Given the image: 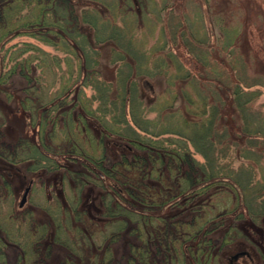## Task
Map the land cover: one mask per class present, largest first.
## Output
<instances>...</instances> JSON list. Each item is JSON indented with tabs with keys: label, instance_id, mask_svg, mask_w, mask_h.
I'll return each mask as SVG.
<instances>
[{
	"label": "trees",
	"instance_id": "obj_1",
	"mask_svg": "<svg viewBox=\"0 0 264 264\" xmlns=\"http://www.w3.org/2000/svg\"><path fill=\"white\" fill-rule=\"evenodd\" d=\"M196 8L201 12L199 4ZM109 9L115 7L111 1L106 3L105 0L2 1L0 50H3L7 43L2 42L6 37L27 34L44 44L60 48L65 54H52L31 41H17L5 47L4 57L10 48L12 51H9L6 60L7 68L4 67L0 71V92L16 70L26 79L27 83L22 89L24 93L18 104L36 131H33L35 136L19 135L6 139L3 131L5 118L0 110V160L8 165V176L12 171L10 164L25 162L33 170H52L66 166L65 191H70L71 194L64 193L66 204L63 205L62 219L60 206L55 207L57 216H52L53 239L67 246L71 254L79 257L81 264L91 258L92 264H108L109 242L126 229L138 231V235L147 232L156 235L162 233V237H166L165 250L173 249L170 264H180L177 261L178 255L188 252L190 247L193 249V245L197 251L200 249V253H204L200 259L199 251L197 252L194 264H209L210 259L216 255L213 256L203 245L211 244V238L207 237V234L223 225L220 217L224 212L210 214L204 221L197 222L190 220L191 218L174 219L175 213L167 214L159 212V209L155 214L148 206H162L172 200L175 203L176 195L202 191L208 185L216 184L218 187L227 185L232 189L235 204L227 209L226 213L235 211L238 204L242 203L252 217L259 219L264 216V116L260 117L259 112L252 107L254 99L262 94L264 73L256 70L252 71L253 73L247 72L250 64L239 52L236 38L239 26L231 20L226 22L224 16L217 17L215 22L219 21L222 48L226 56L213 60L206 58L208 47L201 46L203 37L193 29V21L190 20L186 8H182L179 13L181 23L178 22L177 35L180 37L179 43L200 62L202 75L190 73L172 52H162L163 56L166 55L165 58L160 57V54L152 57V64L147 66L150 51L145 53L131 45L133 32L130 38L126 36L123 28L113 22L108 14ZM226 13L235 20L236 11L228 9ZM169 18L172 19L171 16ZM102 44L111 45L114 61L129 60V63L124 62L121 67H117L116 75L112 79L101 78L97 68L99 60L96 56L99 55V47ZM165 60L174 64L177 69L167 80L179 79L180 88L188 84L195 94V99L186 92L181 95L187 117H183L179 125L162 123L158 114L148 118L145 115L148 110L143 107L144 102L138 92L141 87L139 80L142 77L143 81L144 78L149 80L147 78L153 77V69L164 67ZM59 61L67 65L68 77L72 76L73 69H76L71 83L81 77V85L91 86L94 95L90 99L84 97L80 87V91L74 93L70 78L64 79L63 74L54 76L55 73L46 81L42 78L48 65L54 64L57 68ZM31 65L40 70L30 75ZM57 77L59 85L50 90ZM4 94L8 98L12 97L13 92L6 89ZM92 100L99 104L92 106ZM224 106L231 108V116L235 122L220 127L217 126V121L221 115L220 109H225ZM126 130L130 132L127 133ZM138 131L147 135V138L141 136ZM164 133L174 134L175 137L191 142L194 149L204 158L203 162L196 163L185 153L186 150L181 151L185 144L183 140L174 139L180 145L179 150L174 148L167 151L166 147L162 148L159 136ZM59 135L61 138L58 140ZM113 135L120 139L125 138L117 140L123 142L124 150H117L118 157L107 163L102 155L95 157L93 147H106ZM167 139L173 143L172 138ZM82 143H87L89 149L83 147ZM58 156H63L68 161L62 163ZM166 156L168 170L173 162L181 170V163L188 158L191 160L192 171L196 169L199 172L195 171L193 174L190 168L181 170L173 181L168 179L166 190L158 195L161 196L160 199L152 200L148 197L149 186L146 182H143V179L129 178L125 170L153 175L152 167L148 168L146 173L148 159L150 163H155L165 161ZM248 160L254 161V166L245 162ZM234 161L238 162L237 166L233 165ZM73 162H76L75 166ZM81 167L83 169H80ZM257 168L258 177L255 176ZM162 175L158 171L154 173L160 185ZM95 178L102 183L99 186L103 193L99 196L100 205L91 211L87 202L81 198V193L87 181ZM199 182L205 183L196 188L191 186V183ZM174 187L176 192L170 190ZM153 189L156 191L154 187ZM85 218L92 221L93 225L104 223L109 226L99 231L101 242L106 240L104 248L101 247L100 258H97V253L93 250V236L96 231L92 233L87 229ZM232 223L225 228L231 237L241 229ZM1 232L2 230L0 261L5 249ZM168 239H171L170 244ZM145 240L143 245L136 247L135 258L139 264L149 263L148 242ZM175 248H178L177 256L174 255ZM247 255L249 256L248 251Z\"/></svg>",
	"mask_w": 264,
	"mask_h": 264
},
{
	"label": "rangeland",
	"instance_id": "obj_2",
	"mask_svg": "<svg viewBox=\"0 0 264 264\" xmlns=\"http://www.w3.org/2000/svg\"><path fill=\"white\" fill-rule=\"evenodd\" d=\"M2 1L0 0V4ZM108 1H111L112 6L115 7V9H109L108 13L111 15L113 22L123 28L124 34L127 33L126 36L129 37L133 32L132 38L129 37L131 45L133 44L139 48V51H144L145 53L150 51L149 59H147L146 63L147 66L152 64V57L160 54V57L165 58L166 55L164 54L165 56H163L162 52H172L190 73L202 75L203 71L200 62L193 56V53L188 52L185 46L179 43L180 37L177 35L178 22L181 23L179 13L182 12V8L183 10L186 8L190 20L193 21V29L196 30L200 37H203L202 40L204 42L201 43V46L204 48L208 47L209 53H207L206 58L213 60L216 57L222 59L226 56L222 48L223 39L219 29V21L215 22L217 17L223 18L224 16L226 22L231 20L239 26L236 38H238L239 52L250 64L247 72L253 73L252 71L256 70L264 73V0H128L125 2L124 0H105L106 3ZM197 4L201 7V12L197 8L195 9ZM228 9L236 11L235 20L233 16L227 15L226 10ZM175 38L177 39L176 41L174 40ZM17 41H31L42 49L58 56H64L65 54V51L60 48L44 44L37 38L27 34L11 36L10 38L6 37L2 42H7L5 44V47H7ZM4 49L0 50V71L4 67L5 69L7 68L6 60L9 51H12V48H10L4 57ZM113 56L114 52L111 49V45L102 44L99 47V55L96 58L99 60L97 68L101 78L112 79L116 75L117 67H121L124 62L129 63L128 59L114 61L113 58L115 56ZM31 66L30 75L36 74L40 70L33 65ZM58 66L56 68L54 64H49L48 68H46L47 71L44 72V75L42 74V78L46 81L55 73L54 76L63 74V78H70L71 83V78H74V70L76 69L70 68L73 69V74L68 77L69 69H67V65L59 61ZM124 68L126 69V67ZM175 72H177L175 65L165 60L164 67L153 69V77L147 78L149 80L144 78V81L142 77L139 80L141 87L138 92L142 96L143 107L148 110L147 112L145 110V115L148 118H153L158 114L162 123L169 122L179 125L182 122V118L187 117L184 112L181 95L186 92L195 99V94L193 88L188 84H184L180 88L181 82L179 79L177 81L167 80L170 77L169 75ZM81 82V77L80 79H75L71 83V88L75 93L77 90L80 91L78 89L80 87L84 97L90 99L94 95V90L90 85H81ZM26 83V79L16 70L6 84L3 85L7 90L13 92L12 97H5V87V90L3 89L0 92V110L5 118L3 131L6 139H12L19 135L35 136L33 131L36 130L29 124L26 113L20 110L18 104L23 96L24 91L22 89ZM58 85L59 78L57 77L50 90L55 89ZM110 92L112 93V91ZM91 103L94 107L99 104L96 100H92ZM224 107L225 109H220L221 115L218 116L217 126L220 127L225 126L223 124H233L235 122V119L231 116V108L229 106ZM252 107L259 112L260 117L264 116V88H262V94L254 99ZM73 114L74 116L76 115L75 112ZM256 115L258 116V113ZM125 132L129 133L130 130ZM138 132L141 136L147 138V135L143 134V132ZM175 136L169 133L160 134L161 147H166L167 151L174 148L179 150L180 145L174 139L185 140ZM79 137L82 138L81 135ZM167 137L172 138L173 143ZM60 138L59 135L58 140ZM124 139L113 135L112 140L108 141L106 147L103 148L100 145L93 147L95 157L98 158L102 155L104 161L109 163L113 158L118 157L119 150H124L123 142H117V140ZM59 142L57 141V143ZM82 144L83 147L89 149L87 143ZM184 150H186L185 153L189 155L191 160L196 163L203 162L204 158L194 149L191 142L185 141L181 151ZM61 157L58 156L60 162L68 161L63 156ZM191 160L187 158L186 161L181 163L182 171L189 170ZM166 162L167 156L165 161H156L155 163H150L148 159V165L145 166L147 168H145L146 173L149 170L148 168L152 167L153 175H147L131 169L125 171L131 179H143V182H146L149 186L147 189L148 197L157 201L161 197L158 195H161L166 190V186L169 184L168 179L173 181L178 172H182L177 168L175 162L169 166L168 170ZM245 162L253 166L255 164L251 160ZM75 163L73 162V166H75ZM26 164L25 162L16 165L10 164L12 171L8 176L6 175L8 165L3 160H0V230H2L1 236L5 242L3 258L0 261L3 262L1 264H81L79 257L71 254L67 246L53 239L54 219L52 216H57L55 207L60 206V218L62 219L63 205L66 204L64 193L66 192L67 195L68 193L71 194L70 191H65L67 187L64 180V175L67 172L66 166L52 170L47 168L46 170L45 168L33 170ZM237 164L238 162L234 161L233 165L237 166ZM80 169H83V167ZM258 169L256 170V177L259 176ZM156 170L159 173L161 172V175L163 174L161 185L160 181L154 177V173H157ZM195 171L197 170L193 169L192 173L195 174ZM106 180L108 179L106 178ZM191 182H193V178ZM204 183H191V186L196 188L201 184L204 185ZM101 184L99 179L96 180L95 178V180L87 181V184L83 186L81 198L87 202L91 211H94V209H97V205H100L101 199L99 200V196L103 193L99 186ZM28 185L30 188L27 191L26 200L20 204L24 189ZM170 190L176 192L175 187ZM231 192L232 189L227 185L218 187L216 184H210L202 191L198 190L180 196L176 195L174 199L177 202L175 203L172 200L166 205L156 204L148 207L155 214L158 213L157 209H159V212L175 213L176 217L174 219L187 220L191 218L190 220L197 222L204 221L210 214L224 212L220 217L223 220V225L207 234V237L210 236L211 238V244L203 245L213 256L216 255L210 259L209 264H231V262L232 264H264V216L259 219L252 217L246 212L242 203L238 204L235 211L226 213V210L235 204ZM166 195L168 194L166 193ZM84 221H86L88 230L92 231V233L96 231L93 236L95 240L93 241V250L97 253V258H100L102 254L101 247L104 248L106 240L101 242L102 238L99 231L109 226L104 225V223L103 225H93L92 221L86 218ZM230 222L236 224L238 229L239 227L241 228L233 237L230 236L229 232L225 231ZM137 233L138 231L126 229L121 232L120 236L109 242L110 258L108 264H139L135 258L136 247L139 248L140 245H143L145 237L149 249L148 264H170L169 259L173 249L165 250L166 237H162V233L160 235L148 232L143 235H138ZM167 242L170 244L171 239H168ZM192 247L193 249H190V247L188 252L178 253L177 261L180 264H194L198 251L199 258H203L204 253H200V249L197 251L195 245ZM177 250L178 248L174 250L175 256H177ZM243 250H247L249 256L242 254L235 259L232 258L233 254ZM211 253L208 254L210 255ZM92 263L93 258L82 264Z\"/></svg>",
	"mask_w": 264,
	"mask_h": 264
},
{
	"label": "water",
	"instance_id": "obj_3",
	"mask_svg": "<svg viewBox=\"0 0 264 264\" xmlns=\"http://www.w3.org/2000/svg\"><path fill=\"white\" fill-rule=\"evenodd\" d=\"M28 189H29V185L24 189V192H23L22 197H21V200H20V204H22L26 200V195H27ZM242 254H246V252L245 251L236 252L235 254L232 255V258L235 259L239 255H242Z\"/></svg>",
	"mask_w": 264,
	"mask_h": 264
},
{
	"label": "flooded vegetation",
	"instance_id": "obj_4",
	"mask_svg": "<svg viewBox=\"0 0 264 264\" xmlns=\"http://www.w3.org/2000/svg\"><path fill=\"white\" fill-rule=\"evenodd\" d=\"M243 251H245V250H243ZM246 252V254H247V251H245Z\"/></svg>",
	"mask_w": 264,
	"mask_h": 264
}]
</instances>
